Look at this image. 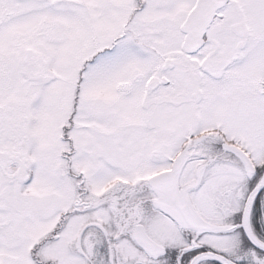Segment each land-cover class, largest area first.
Wrapping results in <instances>:
<instances>
[{
    "label": "snow or ice",
    "instance_id": "6c2138e0",
    "mask_svg": "<svg viewBox=\"0 0 264 264\" xmlns=\"http://www.w3.org/2000/svg\"><path fill=\"white\" fill-rule=\"evenodd\" d=\"M0 264H264V0H0Z\"/></svg>",
    "mask_w": 264,
    "mask_h": 264
}]
</instances>
